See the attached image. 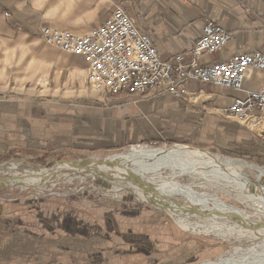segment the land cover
<instances>
[{"label":"rangeland","instance_id":"rangeland-1","mask_svg":"<svg viewBox=\"0 0 264 264\" xmlns=\"http://www.w3.org/2000/svg\"><path fill=\"white\" fill-rule=\"evenodd\" d=\"M5 17L10 18L11 13L9 17ZM39 41L44 44L41 39ZM82 79L84 83L81 89L65 93L61 90L64 88L65 79L63 82L59 80L58 85L54 84L57 87L53 92L51 87L54 85L47 79L36 84L26 83V141L20 146V150L0 154V162L21 158L45 164L47 161L65 159L73 154H128L136 146L158 148L163 152V148L180 144L196 149L201 158L218 161L222 155L229 159L243 160L258 170V177L247 186L248 192L258 195L251 198L250 195L229 194L223 190L228 187L223 181L198 177L197 172L182 170L174 162H158L151 166L143 161H136L132 167L143 172L141 174L150 180L168 183L171 189L198 191V197L169 191L176 196L167 198V202L178 206L183 212L192 206L201 205L218 207L225 211V206L217 203L216 199L213 201L214 197H218L231 207L245 209L240 210L245 221L264 222L263 138L245 124L220 116L217 109L219 118L244 126L259 140V146L256 142L238 141L233 145L228 144V147L214 144L207 148L196 145L189 139L164 140L155 137L145 140L125 139L117 147L102 150L87 145L77 146L79 144L76 140H73L74 144L66 143L64 134H61L67 128L66 124L70 129L72 122L77 124L80 123L78 120H83L81 117L86 112L84 109L107 108L113 99H99L84 77ZM72 80L75 82L73 87H77L78 79L74 73L71 74V79L67 78L68 84ZM53 93L56 96H51ZM62 94L69 97H60ZM14 100L17 101V98L10 99L11 102ZM187 101L194 102L196 99ZM35 109L37 117L31 112ZM54 126L61 128L58 130L60 132L52 133L48 130ZM217 168L227 174H234L233 176H238L241 172L240 166L235 168L226 165ZM26 170L33 171V168L29 166ZM22 171L24 170L21 169ZM96 175L99 174L85 171L72 174L55 173L48 176L42 185L36 184L40 178H28L31 186L39 185L38 188H0V264H202L215 261L218 256L235 248L238 251L233 256L235 260L230 264H253L252 261H259V258H247L251 247L264 243V236L258 238L251 233H232L229 223L222 218L213 219V225H218L219 230H226L228 233L225 237L217 236L213 232L207 233L203 227L200 231L185 229L159 207L149 203L150 197L139 199L135 189L127 186L133 184L115 179L103 181L96 179ZM164 190L167 191V188ZM176 197L184 202L176 201ZM228 221L239 225L231 218Z\"/></svg>","mask_w":264,"mask_h":264},{"label":"crops","instance_id":"crops-1","mask_svg":"<svg viewBox=\"0 0 264 264\" xmlns=\"http://www.w3.org/2000/svg\"><path fill=\"white\" fill-rule=\"evenodd\" d=\"M117 5L150 34L164 59L188 50L207 19L227 28L232 38L222 51L204 59L222 60L252 50L264 52V0H0V154L20 150L26 141V83L47 79L53 86L65 79L64 93L81 89L83 77L88 83L83 59L42 44L40 28L50 25L82 34L98 26ZM7 11L11 13L8 19ZM72 73L78 79L77 87H73V80L68 84ZM263 79V71L249 70L244 86L257 89ZM187 87L199 92L196 101L176 99L167 93L135 102L133 97H115L107 108L84 109L83 120L72 122L70 129L66 124L61 134L66 143L76 140L77 146L97 150L117 147L125 139L151 137L189 139L207 148L214 144L228 147L238 141L259 146V140L244 126L217 116V109L241 93L197 81H190ZM14 98L17 101L11 102ZM31 112L37 117L36 109ZM59 129L54 126L48 130L55 133Z\"/></svg>","mask_w":264,"mask_h":264},{"label":"built area","instance_id":"built-area-1","mask_svg":"<svg viewBox=\"0 0 264 264\" xmlns=\"http://www.w3.org/2000/svg\"><path fill=\"white\" fill-rule=\"evenodd\" d=\"M40 38L83 59L88 86L99 99H140L167 93L176 99L192 100L199 92L188 89L190 81L241 93L218 109V114L245 124L264 139V79L257 89L244 86L249 70L264 72V52L252 50L222 60L204 59L207 54L222 51L232 38L220 23L205 20L190 48L169 59L160 56L150 34L118 5L85 33L45 25L40 28Z\"/></svg>","mask_w":264,"mask_h":264},{"label":"water","instance_id":"water-1","mask_svg":"<svg viewBox=\"0 0 264 264\" xmlns=\"http://www.w3.org/2000/svg\"><path fill=\"white\" fill-rule=\"evenodd\" d=\"M124 154L118 153H108L101 155H94L91 153L83 154H73L72 156L56 160V161H47L45 164H41L34 161H29L21 158H13L11 162L1 161L0 162V188L2 187H13V186H29L31 188H38L39 185L44 184L48 179V176H52L55 173H65L72 174L77 172H93L98 173L100 176H103L108 179L120 180L123 177L129 178L133 185H128L129 187L139 190L142 195L148 199V202L154 206H157L166 213L168 217L177 221L170 215L169 211H173V205L167 202V198L176 196V194L165 191L164 189H171L168 183H162L159 181L150 180L145 177V175L138 176L139 170L132 166H128L124 159L122 158ZM112 161V162H111ZM116 163H119L120 166H116ZM30 167L33 168V171L26 170ZM21 169L24 171L21 172ZM4 173V174H3ZM141 174V173H140ZM98 175V176H99ZM143 175V174H142ZM28 178L37 179L40 178L35 186H31ZM162 184L164 187H162ZM180 192H177L180 195H184L186 188H179ZM189 192L191 189L188 190ZM193 195L198 197V191H191ZM152 198V199H151ZM176 201L184 202L181 198L176 197ZM185 204V203H183ZM222 205L226 207V212L221 210L218 207L213 206H192L188 208L187 211L183 212L184 217H192L198 220H213L215 218H222L229 227L235 229L239 234L251 233L258 238L264 236V229L259 228L255 224H247L244 219L241 218V209L237 206L231 207V205L222 201ZM247 209V208H246ZM169 210V211H168ZM229 217H234L239 221V225H234L228 221Z\"/></svg>","mask_w":264,"mask_h":264},{"label":"bare ground","instance_id":"bare-ground-1","mask_svg":"<svg viewBox=\"0 0 264 264\" xmlns=\"http://www.w3.org/2000/svg\"><path fill=\"white\" fill-rule=\"evenodd\" d=\"M122 158L124 159L125 163L128 166H132L133 162H136V161H143L145 163L150 164L151 166H153L154 164H156L158 162H159L158 164H160L161 162H163V163L165 162V164L166 163L172 164V162H174L175 164H177L175 166L180 165L182 170L183 169H189V170H191L192 173L197 172L198 177H204V179L207 177H211V178H213V181H216V180L217 181H219V180L223 181L228 186L227 189L224 188L223 190H226L229 194H233V195L235 194L236 196L237 195L238 196H242V195L243 196H249L250 195L251 198H254L255 196L258 195V194H254V193L247 191L248 184L250 182L254 181V179H256L258 177V175H259L258 170H255L253 167H251L250 165L243 162V160L241 161V159L240 160L229 159V158H225L222 155L218 158V161L207 159V158H201L196 149L187 148V147L182 146L180 144L179 145H173L170 148H163V152H162V149H158V148L156 149V148H149L146 146H136V147H133L132 149H130L128 151V154H124V156H122ZM226 165H229V166H232L235 168L240 166L241 167L240 175L233 176L234 174H232V175L227 174L223 171H220L217 168L218 166L221 167V166H226ZM116 166H120V164L116 163ZM140 173H143V172H139L138 176L143 177L144 175H142ZM95 178L103 180V181L108 179V178H105L103 176H98V175H96ZM120 180L127 181V182L133 184V182L129 178H126V177H123ZM208 181L209 180L207 179V182ZM180 190L181 189H169V190L167 189V191H172V192H180ZM188 190H186L185 194H187V193L189 195L192 194L191 191H193V190L191 189L190 192ZM134 192L139 199H142V200L145 199V197L139 191L135 190ZM214 199H216L217 203L222 204V201L220 199H218V197L217 198L214 197L213 201H214ZM170 204L173 205V206H171V207H173V211L168 210L169 213L175 219H177V222L180 225L182 224L181 226H183L185 229L200 231V228L203 227L202 229L205 232H207V233L213 232V234H215L217 236H221V237H225L226 233H228L226 230L225 231L219 230L217 227L218 225L214 226L213 220L212 221L210 220V222H203L200 220H199L200 222L199 221H191L190 218L183 216V214H182L183 211L178 206H175L172 203H170ZM229 218H231L237 224H239V221H237V219H235L234 217H229ZM241 218L245 220V218H243L242 215H241ZM246 223L249 225L252 223V224H255L256 226H258L259 228L264 229V222L263 221H258V222H250V221L247 222L246 221ZM227 229H229V228H227ZM230 230L232 233L235 232V229H233V228H231ZM260 238H262V237H260ZM249 250H250V254H249V257L247 259L251 258L252 260H254L256 258H259V261L258 260L256 262L252 261V263L253 264H264V243H259L256 246L251 247ZM237 251H238V248H235L232 251H228L227 253H225L221 256H218L215 261H206L205 263H202V264H230L231 262H233V260H235V259H233V256H235L234 254H236ZM247 252H248V250H247Z\"/></svg>","mask_w":264,"mask_h":264}]
</instances>
